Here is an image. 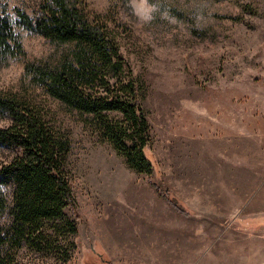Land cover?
<instances>
[{
  "label": "rangeland",
  "instance_id": "obj_1",
  "mask_svg": "<svg viewBox=\"0 0 264 264\" xmlns=\"http://www.w3.org/2000/svg\"><path fill=\"white\" fill-rule=\"evenodd\" d=\"M43 0H0L26 57L0 58V96L24 100L69 136L79 231L71 257L28 248L18 264H264V0H80L107 22L134 71L150 128L152 174L104 140L94 116L31 80L70 45L31 32ZM13 123L0 110V128ZM15 151L0 147V167ZM172 199L177 204L172 203ZM0 216V226L6 222ZM13 261V260H12Z\"/></svg>",
  "mask_w": 264,
  "mask_h": 264
},
{
  "label": "trees",
  "instance_id": "obj_2",
  "mask_svg": "<svg viewBox=\"0 0 264 264\" xmlns=\"http://www.w3.org/2000/svg\"><path fill=\"white\" fill-rule=\"evenodd\" d=\"M80 0H43L31 17L18 12L21 23L47 41L70 45L59 62H28L31 80L69 109L94 116L101 137L124 155L135 171L152 174L145 150L150 128L134 71L121 52L107 22L83 16ZM7 15H0V58L26 57L21 35ZM0 110L13 123L0 128V147L15 154L0 167V264H18L14 251L71 257L79 229L70 186L69 136L50 124L41 110L27 101L2 98ZM172 203L177 204L172 199Z\"/></svg>",
  "mask_w": 264,
  "mask_h": 264
},
{
  "label": "clouds",
  "instance_id": "obj_3",
  "mask_svg": "<svg viewBox=\"0 0 264 264\" xmlns=\"http://www.w3.org/2000/svg\"><path fill=\"white\" fill-rule=\"evenodd\" d=\"M134 9H145L147 10L148 9V6L146 4V0H144L143 3H140V4H134Z\"/></svg>",
  "mask_w": 264,
  "mask_h": 264
}]
</instances>
